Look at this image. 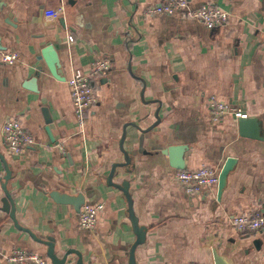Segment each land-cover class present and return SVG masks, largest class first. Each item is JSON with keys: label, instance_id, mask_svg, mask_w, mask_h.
<instances>
[{"label": "crops", "instance_id": "0c3cea01", "mask_svg": "<svg viewBox=\"0 0 264 264\" xmlns=\"http://www.w3.org/2000/svg\"><path fill=\"white\" fill-rule=\"evenodd\" d=\"M73 1L0 0V50L19 57L15 65L0 64V154L10 165L7 190L19 225L53 237L58 257L73 249L84 264H129L136 236L128 203L106 181L112 165L124 162L125 133L131 161L113 181L129 182L133 212L146 228L136 264H264V227L239 235L230 223L264 204V0H212L229 15L213 28L177 15L145 16L161 0ZM206 1L190 0L188 8ZM48 44L58 54L57 79L37 60ZM98 60L110 69L94 82L98 102L80 129L67 81ZM37 72L33 92L24 85ZM209 97L255 119L259 138L240 136L233 115L213 123ZM157 111L159 124L144 132ZM11 120L36 142L17 157L2 132ZM170 146L186 147L184 170L206 166L219 175L232 159L224 188L188 195L164 154ZM4 175L0 161V264H9L4 256L15 249L47 259V247L3 211ZM54 190L102 203L95 229H82L71 205L50 198ZM76 260L70 255L66 264Z\"/></svg>", "mask_w": 264, "mask_h": 264}, {"label": "built area", "instance_id": "2783aa9c", "mask_svg": "<svg viewBox=\"0 0 264 264\" xmlns=\"http://www.w3.org/2000/svg\"><path fill=\"white\" fill-rule=\"evenodd\" d=\"M189 3L190 0H161L158 6L148 9L145 16L177 15L184 19L199 20L209 28L223 25L228 21V13L212 0L206 1L196 9H189ZM69 41L72 42L73 38L69 37ZM18 61L19 57L15 52L0 50V64L11 66L17 64ZM109 69L108 61L98 60L92 63L89 73L76 75L67 81L74 114L80 129L84 127L87 112L98 102L94 82ZM206 107L213 123L221 122L226 115H233L235 118L241 117V111L233 110L227 103L219 101L215 97H209ZM2 132L7 151L11 155H23L36 144L33 137L18 121L6 122L2 127ZM175 179L188 195H195L204 188L216 186L219 175L216 170L202 166L196 170H178ZM102 209V203L83 205L78 214L80 227L93 231L96 227L97 214ZM230 223L239 235L257 233L264 227V204L258 212L239 213L233 216ZM4 259L9 264H48L46 258L21 249L13 250L4 256Z\"/></svg>", "mask_w": 264, "mask_h": 264}, {"label": "water", "instance_id": "95a60500", "mask_svg": "<svg viewBox=\"0 0 264 264\" xmlns=\"http://www.w3.org/2000/svg\"><path fill=\"white\" fill-rule=\"evenodd\" d=\"M68 1H69L70 5H73V2H74L73 0H68ZM61 22H63L62 19H61ZM37 60H39V61L43 60L46 64L49 72L51 73V75L56 79L58 78L56 67L59 64V61H58V54H57L55 47H53L50 44L45 46L41 50L40 56L38 57ZM37 69H38V71L43 70L42 65H39L37 67ZM39 75H40V73L37 72L31 80L26 81V84L24 85V87L35 92L36 91L35 90V82H36L37 78L39 77ZM43 114L45 117V123L47 125L45 130L49 135L51 143L56 144L57 142L52 138V135L50 132L49 125L51 124V118L49 117V114L46 111V109H43ZM155 118H156V122L153 123L147 129H145L144 132L150 131L151 129H153L155 126H157L159 124L160 118L158 116V111L155 113ZM131 124L134 127L139 129V126L136 123H131ZM238 128H239L240 136L253 138V139L259 138V131H258L259 126H258V122L255 119L239 117L238 118ZM124 138H125V133H123L121 143H120L121 144L120 150L122 151V153L124 155V162L114 163L112 165V167H111V169L107 175L106 181H107V185H109L110 187H113L115 189L122 191L126 200H127L129 220L131 222L133 232L136 236V241L134 242V244L130 250L129 264H136L135 263V249L137 246L141 245L144 242L145 234H146V228L143 226H140L138 224V220H137V218L133 212V204H132L131 196L129 193V182L126 180H122L120 183L113 181L116 174H117L118 168H127L130 165V161H131L130 157L126 153V151H124V149L122 147ZM185 150H186V147H183V146H170L166 149V151H164V154H167L169 157L170 165L177 170H184L185 169L184 158H183ZM15 157H17V155ZM0 161L3 164L4 170H5V175L3 177V183H2V190L5 194V196L2 200L3 211L8 213V215L10 216V219L14 223L15 227L17 229L27 233L31 237V239H33L35 242L41 243L47 247L46 257L51 262V264H66L67 258L70 255H75L77 257L75 264H84L82 255L78 251L73 250V249H69L63 254L62 257H58L55 253V239L53 237L48 236V237L44 238L41 236H37L35 233H33L28 228H25V227H22L21 225H19L17 218H16V215H15V205H14L13 199L7 190V182L11 178L10 165L6 161L5 157L1 154H0ZM232 162H233V160L229 159L219 173V180H218V191L219 192L225 186L226 177L231 170ZM49 196L57 204L71 205L73 207V209L75 210V212L78 214L80 213L82 206L86 202L84 195L81 193H79L77 195H69L67 193H63V192H60L58 190H54V191H51L49 193Z\"/></svg>", "mask_w": 264, "mask_h": 264}]
</instances>
